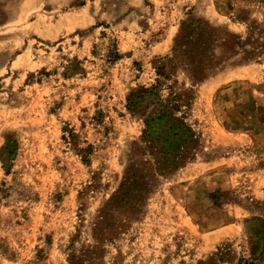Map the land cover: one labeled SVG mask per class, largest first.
Listing matches in <instances>:
<instances>
[{
    "label": "rangeland",
    "instance_id": "rangeland-1",
    "mask_svg": "<svg viewBox=\"0 0 264 264\" xmlns=\"http://www.w3.org/2000/svg\"><path fill=\"white\" fill-rule=\"evenodd\" d=\"M190 17L217 35L200 82L159 69ZM173 79L196 90L187 127L152 119L153 102L129 109L132 91ZM140 145L139 159L181 161L106 263L264 259V0H0V264H71V243L93 246Z\"/></svg>",
    "mask_w": 264,
    "mask_h": 264
},
{
    "label": "trees",
    "instance_id": "trees-1",
    "mask_svg": "<svg viewBox=\"0 0 264 264\" xmlns=\"http://www.w3.org/2000/svg\"><path fill=\"white\" fill-rule=\"evenodd\" d=\"M215 31L205 20L200 18L190 17L188 20L182 21L180 30L174 38L172 55L165 57L166 61L161 62L159 69H176L182 66L188 71L189 77L193 81L204 80L215 63L213 55V42L217 36ZM118 58H120V53L117 45L113 43L108 50L107 59L111 62ZM67 68L71 69L70 62ZM167 76L165 74V78ZM161 85H165L168 90L166 96L161 94L157 88ZM195 98L196 90L193 86H187L185 82L173 79L171 84L157 82L155 85L140 87L132 91L128 97V107L133 109L153 102L154 113H150L153 116L152 119L168 118L176 126L187 127L184 119ZM178 112L181 115H178ZM146 122L149 124L148 119ZM186 130L191 129L186 128ZM75 136L76 134L69 130L68 137L74 138ZM142 140L143 142L151 141L149 133L145 132ZM90 149L91 146L88 151ZM146 149V145H140L131 150L119 187L98 210L97 221L93 227L94 245H88L78 252L74 248V243H71L73 246L69 255L71 264H108L104 261L105 244L117 239L130 225V219L137 217L143 211L147 195L157 183L158 175L172 164L181 161L179 157L173 161L168 157L166 161L156 159L154 162L139 159L138 155L143 154ZM11 151H13V146L8 145L7 152ZM2 191L7 192L6 189H2ZM198 264H204V262L200 261ZM240 264H264V259L257 261L253 258L242 257Z\"/></svg>",
    "mask_w": 264,
    "mask_h": 264
}]
</instances>
